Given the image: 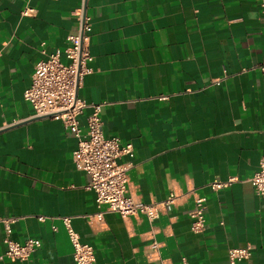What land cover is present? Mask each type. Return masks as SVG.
I'll list each match as a JSON object with an SVG mask.
<instances>
[{
  "label": "crops",
  "instance_id": "1",
  "mask_svg": "<svg viewBox=\"0 0 264 264\" xmlns=\"http://www.w3.org/2000/svg\"><path fill=\"white\" fill-rule=\"evenodd\" d=\"M84 3L94 60L79 95L103 104L107 138L133 145L120 160L131 164L127 196L154 204L177 195L153 222L96 219L75 137L59 120L34 118L24 97L44 52H62L76 33ZM27 6L34 17L21 16ZM263 60L256 0H0V219L18 218L15 241H41L13 262L0 222V264H75L64 217L97 264H229V250L247 246L241 264H264V202L250 182L264 157V75L253 69ZM200 197L206 221L195 232Z\"/></svg>",
  "mask_w": 264,
  "mask_h": 264
},
{
  "label": "built area",
  "instance_id": "2",
  "mask_svg": "<svg viewBox=\"0 0 264 264\" xmlns=\"http://www.w3.org/2000/svg\"><path fill=\"white\" fill-rule=\"evenodd\" d=\"M260 6V22L264 27V0H256ZM36 9L27 6L22 17H34ZM78 28L75 34L68 37V44L61 52L47 54L36 64L31 80V86L24 97L34 110V118L47 117L63 123L77 141L73 152L76 168L87 174L88 189L95 193V201L99 211L93 215L103 220L107 214H117L122 218L129 216H145L150 221L159 217L161 209H169L177 195L173 192L163 201L154 204L136 203L126 194L127 172L131 164L120 162L123 156L133 157L134 148L131 143L122 145L119 138H107L104 134V123L101 119L103 104H88L79 95L84 78L93 72L91 64L94 57L90 51V19L81 10L77 14ZM253 69H258L264 75V60ZM246 71V70H244ZM218 83V82H217ZM165 100L166 97H161ZM90 109L87 125L83 127L80 116ZM235 178L227 181H214L210 187L219 191L235 182ZM257 195L264 202V157L259 169L250 180ZM206 197L195 199V210L192 214V229L200 232L205 228ZM105 207L106 210L102 208ZM39 221H45L46 216H37ZM18 218H2L0 222L5 227L4 243L5 257L13 262H26L41 246L38 239H28L19 243L12 238V225ZM63 222L69 240L73 246L75 264H97L94 248L81 241L80 235L72 226V218L64 217ZM252 247L232 248L229 250V264H241L250 259ZM182 264H189L184 258Z\"/></svg>",
  "mask_w": 264,
  "mask_h": 264
}]
</instances>
